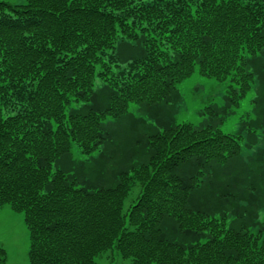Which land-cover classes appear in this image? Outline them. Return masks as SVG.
I'll return each mask as SVG.
<instances>
[{"label":"trees","instance_id":"trees-1","mask_svg":"<svg viewBox=\"0 0 264 264\" xmlns=\"http://www.w3.org/2000/svg\"><path fill=\"white\" fill-rule=\"evenodd\" d=\"M257 59L264 72V0H0V208L23 214L30 264H100L110 250L127 264H264V145L245 161L242 135L156 119L146 151L120 146L130 169L85 184L54 168L75 145L99 151L132 102H178L197 69L229 79L227 115Z\"/></svg>","mask_w":264,"mask_h":264},{"label":"rangeland","instance_id":"rangeland-1","mask_svg":"<svg viewBox=\"0 0 264 264\" xmlns=\"http://www.w3.org/2000/svg\"><path fill=\"white\" fill-rule=\"evenodd\" d=\"M14 5L26 4L27 0H3ZM122 50V48H121ZM263 61L256 60L252 69L256 82L251 90L240 100L238 106L227 115L223 108L227 102L230 81H220L200 74L198 69L178 84L181 98L176 103H157L144 106L132 102L129 113L121 118L109 117L104 122L105 130L111 139L93 154H84L75 145L71 159L60 158L54 163L55 169H62L71 174H78L85 184L97 183L95 169L104 170L108 175L119 169H130L132 163L120 164L119 148L124 141L132 142L138 150H147L149 127L156 126V119L161 122H190L197 127L213 125L225 133L242 135L243 158L249 161L257 147L264 145L263 127L258 129V144H254L249 136L252 134L248 123L257 118L258 108L264 109V72ZM102 83H99V88ZM264 120V114L261 117ZM138 161V160H137ZM106 179V178H104ZM103 179V180H104ZM102 180V181H103ZM106 186L114 185L113 181L102 182ZM99 183V182H98ZM139 193L135 187L126 200L125 210L130 207ZM0 244L8 252V264H30L28 252L30 234L24 222L23 214L13 211L9 205L0 208ZM100 264H127L117 250H110L99 256Z\"/></svg>","mask_w":264,"mask_h":264}]
</instances>
